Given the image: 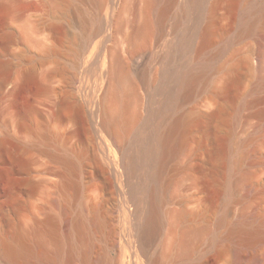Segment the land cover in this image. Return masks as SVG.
Segmentation results:
<instances>
[{"label": "rangeland", "instance_id": "rangeland-1", "mask_svg": "<svg viewBox=\"0 0 264 264\" xmlns=\"http://www.w3.org/2000/svg\"><path fill=\"white\" fill-rule=\"evenodd\" d=\"M215 1L217 14L212 28L219 31V40L235 39L244 0ZM95 10L86 0H0V84L6 82L0 90V139L6 140L9 149L5 151L0 143V264H51L55 244H69L64 203L74 213L83 214L88 225L85 242L79 243L80 255L99 256L103 250L109 258L120 254L109 245L113 244L109 239L114 228L120 240L128 229L117 207L121 200L117 179L109 168L88 163V154L74 152L79 144L89 148L97 145L90 106L81 98L73 78L87 53L85 36L95 27ZM125 31L130 33L131 28ZM263 38L264 15L257 19L252 35L232 47L233 62L239 64L236 70L229 73L224 68L207 85L200 80V101H206L210 88L231 83L238 76L230 96L222 97L227 103L222 121H199L194 112L195 101L188 100L180 108L186 117L182 137L189 156L182 150L169 162L167 207H182L194 213L176 231L182 226L210 222L217 239L202 237L193 243L192 253L174 254L162 264H237L238 251H249L251 247L259 251V257L251 258L247 264H264V225L252 229L249 223L241 222L242 214H250L256 207H261L264 214V191L248 193L245 180L246 174L255 171L258 176L254 179L264 176V137L256 131L264 117L253 115L245 125L234 124L238 112L245 116L264 108V101H260L257 106L239 109L251 97H264V83L257 79L253 68L256 47ZM111 45L109 41L107 46ZM204 59L205 55L200 63ZM205 105L200 102V110L209 111ZM70 114L78 115V129L67 122ZM251 135L253 140L242 146ZM257 144H261L258 157L231 161L245 147ZM66 175L83 184L84 191L75 202L67 201V196L55 187ZM178 183L179 191L173 197ZM230 187L233 197L227 221L218 226L217 217L223 212L221 203ZM263 187L261 184L259 188ZM17 199L21 204L16 205ZM89 203L104 204L93 213ZM205 208L207 212L203 214ZM164 220L167 223V217ZM12 223L32 245L22 252L21 260L13 258L2 246L14 241ZM136 223L134 245L142 236L143 217ZM168 229L164 227L153 243L134 247L132 254L124 249L123 258L127 257L128 262L131 258L129 264H150L160 256ZM39 242L47 244L44 255L37 254L35 245Z\"/></svg>", "mask_w": 264, "mask_h": 264}, {"label": "bare ground", "instance_id": "bare-ground-1", "mask_svg": "<svg viewBox=\"0 0 264 264\" xmlns=\"http://www.w3.org/2000/svg\"><path fill=\"white\" fill-rule=\"evenodd\" d=\"M86 1L96 9L93 17L95 27L85 36L87 53L81 69L73 78L81 98L90 106L97 131L94 136L97 145L89 148L79 144L74 152L77 155L88 154V163L94 162L113 172L121 195L118 211L128 229L121 240L116 228L110 233L109 240L113 244L109 245L118 249L120 254L117 257L109 258L105 250H101L99 256L96 253H89V257L80 255L79 243L85 242L88 225L83 214L74 213L73 208L64 203L65 232L69 244H55L50 263L129 264L132 261L131 258L129 262L127 257L123 258L124 249L132 254L134 247L153 243L164 227H168L161 243L160 256L150 263L162 264L174 254L192 253L193 243L202 237L217 239L210 222L200 226H182L180 231H176L178 225L180 228L182 222L192 218L194 213L182 207H167L169 181L166 172L170 160L179 156L182 150L188 155L189 150L182 137L186 117L180 111L184 102L195 101L194 112L199 121L210 124L223 120L227 103L222 97L230 96L233 85L238 83V76L235 75L231 83L210 88V97L206 101H200V80L207 85L224 68L229 73L236 70L239 64L233 62L231 49L252 35L257 19L264 15V0H244L238 19L239 34L235 39L225 40H219V31L212 28L217 14L215 0ZM127 27L131 28L130 33H126ZM109 41L111 46H107ZM204 55L205 59L200 63ZM253 68L257 79L264 83V38L258 41ZM5 85L6 82H2L0 90ZM260 101H264V97H251L241 103L239 109L245 105L257 106ZM200 102H205L209 111L200 110ZM253 115L264 117V108L250 115H241L243 117L238 112L234 124L245 125ZM67 122L77 128L78 115L70 114ZM256 131L264 137V118L257 124ZM253 138V135L249 136L242 146ZM5 141L0 139L2 148L7 151ZM260 146L245 147L231 161L258 157ZM255 176H258L257 171L245 176L248 193L264 191V187L259 188L264 184V176L258 180L253 178ZM55 187L67 196V201L73 202L84 191L83 184L69 175L56 182ZM105 187L101 188L102 191ZM178 191L179 183L172 196H176ZM228 192L221 203L223 212L217 217L218 226L227 221L228 206L233 197L231 187ZM15 203L19 205L21 200L17 199ZM103 204L89 203L88 207L96 213ZM202 211L204 214L207 209ZM140 216L143 217L142 236L138 245H134L132 237ZM164 217H167V223ZM241 222L249 223L252 229L264 225L261 207H256L250 214H242ZM12 226L14 241H6L2 246L13 258L21 260L24 259L22 252L32 245L16 224L12 223ZM37 238H40L39 232ZM39 243L35 245L37 254L44 255L47 244ZM258 257L259 251L251 247L249 251L239 250L236 261L237 264H247L251 258Z\"/></svg>", "mask_w": 264, "mask_h": 264}]
</instances>
